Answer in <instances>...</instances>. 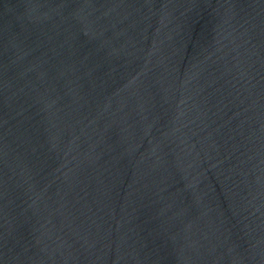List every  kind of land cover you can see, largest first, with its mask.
<instances>
[{
	"label": "water",
	"instance_id": "95a60500",
	"mask_svg": "<svg viewBox=\"0 0 264 264\" xmlns=\"http://www.w3.org/2000/svg\"><path fill=\"white\" fill-rule=\"evenodd\" d=\"M0 264H264V0H0Z\"/></svg>",
	"mask_w": 264,
	"mask_h": 264
}]
</instances>
